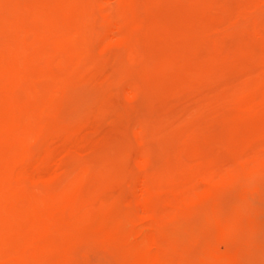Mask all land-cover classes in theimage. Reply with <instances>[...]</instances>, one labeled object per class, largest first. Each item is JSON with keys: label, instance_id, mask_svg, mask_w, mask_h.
<instances>
[{"label": "rangeland", "instance_id": "1", "mask_svg": "<svg viewBox=\"0 0 264 264\" xmlns=\"http://www.w3.org/2000/svg\"><path fill=\"white\" fill-rule=\"evenodd\" d=\"M0 264H264V0H0Z\"/></svg>", "mask_w": 264, "mask_h": 264}, {"label": "bare ground", "instance_id": "2", "mask_svg": "<svg viewBox=\"0 0 264 264\" xmlns=\"http://www.w3.org/2000/svg\"><path fill=\"white\" fill-rule=\"evenodd\" d=\"M8 238V237H7Z\"/></svg>", "mask_w": 264, "mask_h": 264}]
</instances>
